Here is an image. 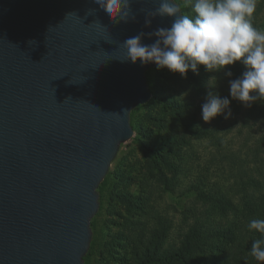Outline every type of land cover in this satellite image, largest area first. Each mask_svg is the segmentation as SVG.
Returning <instances> with one entry per match:
<instances>
[{
	"label": "water",
	"instance_id": "1",
	"mask_svg": "<svg viewBox=\"0 0 264 264\" xmlns=\"http://www.w3.org/2000/svg\"><path fill=\"white\" fill-rule=\"evenodd\" d=\"M158 6L133 0L136 19L113 25L91 0H0V264H84L98 187L152 97L156 65L121 62V43L170 27L145 26L139 9Z\"/></svg>",
	"mask_w": 264,
	"mask_h": 264
},
{
	"label": "rangeland",
	"instance_id": "2",
	"mask_svg": "<svg viewBox=\"0 0 264 264\" xmlns=\"http://www.w3.org/2000/svg\"><path fill=\"white\" fill-rule=\"evenodd\" d=\"M191 3L192 0H183L184 12H190ZM252 23L256 28L264 31V0H256V11L253 14ZM158 71L166 72L169 76L166 83L171 87V93L176 99H181L185 103L180 109L183 122L173 120L167 128H161V131L172 129V133H177L179 136L184 135L187 140L181 145L182 153L186 154L185 173L178 176L183 184L174 191H168L156 176L143 184L145 182V179H142L143 174H136L132 171L135 179L128 182H116L115 189L132 191L135 195L142 193L148 198L144 199L147 208L145 210L133 209L129 219L127 206L118 202L117 198L111 199L104 191L103 206L96 218L97 223L94 229L97 242L96 252L91 257L90 264H136L139 256L144 255V252L153 247L156 230L163 228L166 229V236L162 241V250H176L181 245L194 219L193 214H185L184 211L193 206V198L185 197L182 190L196 179L203 178L207 181V187H218L223 194L232 198L235 206L228 215L232 220L242 219L243 213L246 212L242 193L233 187L236 169L240 163L245 166L248 173L263 180L261 187H252L249 192L256 196L264 195L262 194L264 193V147L261 148L259 145V139L264 134V117L258 114L254 103L246 108L241 102L232 100L229 95V80L233 78L226 76L223 71L209 73L204 66H199L198 77L203 80V85L210 76H216L217 87L213 91L218 92L222 97H229L233 113L228 120H225L223 116H218L210 123H205L201 116V106L205 102L209 89L205 87L206 90L203 93L200 92L189 75L183 78L179 73L156 67L154 73ZM255 103L259 104L260 101ZM132 111L131 124L136 129L133 127V137L120 145L117 153L118 160H121L123 156L131 158L134 152L137 156H141L135 138L138 128L142 125L147 123L155 128L167 125V118L159 113L160 105L151 107L140 104ZM149 115H162L164 121L149 122ZM189 125L194 130L207 131V134H192L189 131ZM127 163V159H124L123 168L127 167ZM114 167L115 164L111 166V169ZM141 186L145 189L144 193L141 191ZM199 208L200 204L197 205V209ZM113 210L123 211L125 219L112 215ZM226 221L224 219L221 224H225ZM115 237H117L115 243L120 245L116 246L118 252L115 254L119 259L109 254L101 257L100 251L105 248L106 242H110ZM249 253L234 254L230 257L229 263L258 264L254 258L250 260Z\"/></svg>",
	"mask_w": 264,
	"mask_h": 264
},
{
	"label": "trees",
	"instance_id": "3",
	"mask_svg": "<svg viewBox=\"0 0 264 264\" xmlns=\"http://www.w3.org/2000/svg\"><path fill=\"white\" fill-rule=\"evenodd\" d=\"M176 1L180 4L181 11L184 12L182 8L183 0ZM155 68L156 66L146 71L152 97L145 104L151 107L160 105L159 113L167 118V125L158 126L157 128L147 123L142 125L138 128V134L135 138L141 156H137L134 152L131 158L123 156L121 160H118L117 154L112 161L108 173L98 187L100 208L91 222L93 237L88 252L84 257V264H90L91 257L96 252L97 242L94 236V229L97 223L96 218L103 206L104 191L109 194L111 199L117 198L118 202H122V204L127 206L126 210L129 219L133 209L145 210L147 208L144 199L148 198L147 195L142 193L135 195L132 191L115 189L116 182H128L135 179L132 171H135L136 174H143L142 179H145L143 184L156 176L168 191H174L183 184L182 179H178V176L185 173L186 154L182 153L181 145L187 140L184 135L179 136L177 133H172V129L161 131V128H167L173 120L183 122L180 109L184 101L176 99L171 93V87L166 83L167 78H169L166 72L158 71L154 73ZM229 70L233 73L231 78L236 79L242 75L245 67L241 62H237L235 65H231ZM187 75L194 81L200 92L203 93L206 90L204 89L203 80H200L197 74L189 70ZM254 105L258 110V114L264 117V102L260 101L259 104L254 103ZM162 115H149L148 120L149 122L164 121ZM189 128L192 134H207V131L192 129L191 125H189ZM259 145H261V148L264 147V134L259 139ZM124 159L128 161L126 168L122 166ZM114 164V169H111ZM236 170L233 187L241 192L245 199L246 212L243 213L242 219L232 220L228 216L233 206H235L232 198L223 194L218 187H207V181L203 178L196 179L190 182L186 189L182 190V194L185 197L193 198V206L188 207L184 211L186 212L185 214H193L194 219L189 225L181 245L176 250H162V241L166 236V229H158L155 233L153 247L144 252V255H140L136 264H230L232 255L238 253L246 254L247 252H250L249 256L251 257L249 258L252 260L254 258L251 255L252 243L254 240L261 238V236L256 230H250L248 225L252 219H264V195L256 196L250 193L249 189L261 187L263 180L248 173L245 166L241 163ZM141 191L143 193L145 191L143 186H141ZM198 204H200L199 209H197ZM112 215L125 219L123 211L113 210ZM224 219L227 220L226 223L221 224ZM116 238L106 242L105 248L100 251L101 257L109 254L115 259H119L115 255L118 252L116 247L118 244L115 243ZM257 262L258 264H264V262Z\"/></svg>",
	"mask_w": 264,
	"mask_h": 264
},
{
	"label": "clouds",
	"instance_id": "4",
	"mask_svg": "<svg viewBox=\"0 0 264 264\" xmlns=\"http://www.w3.org/2000/svg\"><path fill=\"white\" fill-rule=\"evenodd\" d=\"M91 2L98 8L88 9L87 15L103 11L113 25L136 19L131 7L133 0ZM255 11L256 0H192L190 12H182L176 0H159V6L153 10L139 9L144 14L145 26L151 27L156 17L172 18L171 26L128 37L121 43L125 54L119 60L140 62L142 66L154 63L157 69L166 68L183 78H187L189 70L198 75L201 65L209 73L223 71L232 77L228 66L241 62L245 71L240 77L229 80V95L244 107H251L257 101L264 102V31L253 26ZM98 26L106 28L102 23ZM146 35L155 37L154 42L142 43ZM32 43L37 42L28 41ZM215 78L210 76L205 82L209 89L201 106L205 123L218 116L228 120L233 115L229 97L213 91L217 87ZM248 227L261 236L253 241L251 255L264 262V219H252Z\"/></svg>",
	"mask_w": 264,
	"mask_h": 264
}]
</instances>
